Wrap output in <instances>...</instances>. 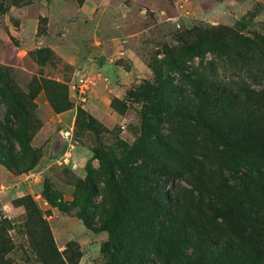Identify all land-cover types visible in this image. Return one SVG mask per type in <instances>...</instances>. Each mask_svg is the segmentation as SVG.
Returning <instances> with one entry per match:
<instances>
[{
    "label": "rangeland",
    "instance_id": "1",
    "mask_svg": "<svg viewBox=\"0 0 264 264\" xmlns=\"http://www.w3.org/2000/svg\"><path fill=\"white\" fill-rule=\"evenodd\" d=\"M259 37L264 39V0H0V67L13 70L21 91L35 79L54 82L49 93L61 95L55 110L43 90H34L32 169L16 174L0 164V258L12 264H124L131 250L111 260L108 232L89 229L80 218L85 213L94 229L117 220L108 202L93 209L102 193H111V186L101 187L110 185L116 164H145L149 153L154 160L163 154L170 175L160 169L142 176L156 189L172 179L179 161L193 163L197 149L205 147L206 162L215 164L219 155L210 144L225 150L235 139L217 121L238 128L250 123L245 117L255 122L238 148L249 138L262 147L264 54L254 45ZM211 85L222 88L233 111L212 112L209 98L197 101L198 89ZM215 135L221 137L217 142ZM46 183L55 198L76 207H53L44 196ZM26 196L31 204L22 200ZM257 202L264 204L263 198ZM147 207L156 209L153 203ZM246 213L236 221L252 224ZM221 253L210 254V263H232L228 248Z\"/></svg>",
    "mask_w": 264,
    "mask_h": 264
},
{
    "label": "trees",
    "instance_id": "2",
    "mask_svg": "<svg viewBox=\"0 0 264 264\" xmlns=\"http://www.w3.org/2000/svg\"><path fill=\"white\" fill-rule=\"evenodd\" d=\"M259 38L255 40L257 45H254L262 49L264 54V39ZM53 84L52 81L38 84L32 79L27 92H24L17 87L13 70L0 67V164L16 174L31 170L35 163L34 152L29 145V130L37 126L34 90H43L55 110L61 108L56 101L61 95L52 97L49 93ZM221 89L217 85L198 89L195 98L198 102H206V98H209L212 112L215 109L216 112L233 111L224 103ZM217 105H223V108L219 109ZM245 119L250 123L236 125L238 128L217 121L220 129L226 128L225 133H231L230 136H235V139L225 150L219 148L220 143L215 147L210 144L208 148L216 150L219 155V158L213 156L217 158L215 164L211 162L208 165L209 161L206 162L205 147L201 151L197 149L199 154H193L196 158L193 163L189 160L179 161L172 179L167 177L158 183L156 189H151L142 176L157 173L160 169L170 175L169 166L161 163L163 154H158L154 160L153 154L149 153L145 164L130 165L125 162L111 169L110 185L104 183L101 187L111 186V193L107 196L102 193L99 205L93 209L104 208L108 202L114 213L113 218L117 220L94 229L85 213H80V218L89 229H104L108 232L113 252L110 253L111 260H122L120 254L123 256V253L128 254L131 250L129 260L123 259L124 264H211L213 257L210 254L218 253L220 256L223 248H228L232 252L230 264H264V204L257 202L260 198L264 200V142L262 147H258L250 144L253 138H249V143L238 148L252 134L250 129L255 122ZM234 122L238 124L236 120ZM241 127L245 128L244 131ZM218 133L223 135L221 131ZM239 135L243 140L237 141ZM223 137L225 140L230 139ZM220 138L215 135L213 141L217 142L216 139ZM200 157L204 159L199 161ZM95 175L94 171H90L88 180L94 183ZM44 196L53 207L64 212H71L76 207L74 202L55 198L47 183ZM22 200L31 204L29 196ZM151 203L156 205L155 210L148 209L147 205ZM26 206L28 214H33L38 222H43L32 205ZM131 206L134 208L131 209ZM134 210H139V213ZM240 212H248L243 218L249 219L254 225L236 221L240 218ZM43 229L46 230L45 227ZM43 236L50 245L53 243L47 230ZM233 237H237V240H233ZM235 244L236 248H233ZM217 246L218 249H215ZM187 247H190L189 253H186ZM51 261H57L55 254L51 256ZM0 264L12 263L0 258Z\"/></svg>",
    "mask_w": 264,
    "mask_h": 264
},
{
    "label": "crops",
    "instance_id": "3",
    "mask_svg": "<svg viewBox=\"0 0 264 264\" xmlns=\"http://www.w3.org/2000/svg\"><path fill=\"white\" fill-rule=\"evenodd\" d=\"M135 59H132V61L134 62V65H137V63L139 62L138 57L135 55L134 56Z\"/></svg>",
    "mask_w": 264,
    "mask_h": 264
}]
</instances>
